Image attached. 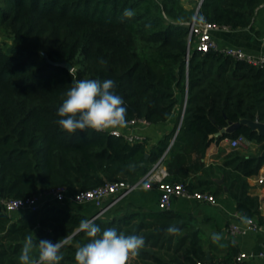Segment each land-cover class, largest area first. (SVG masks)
Listing matches in <instances>:
<instances>
[{
  "label": "trees",
  "instance_id": "obj_1",
  "mask_svg": "<svg viewBox=\"0 0 264 264\" xmlns=\"http://www.w3.org/2000/svg\"><path fill=\"white\" fill-rule=\"evenodd\" d=\"M199 1L188 0V6L186 0L0 2V35L12 42L0 46V201L46 196L58 188L75 195L106 183L135 185L160 161L167 164L182 146L204 152L215 141L244 137L261 145V154L233 153L229 167L234 173L225 182L239 215L262 223L260 201L251 195L247 180L264 167V136L245 124L234 134L215 135L232 124L264 125V68L192 50L189 25ZM262 6L264 0H204L196 18L221 29L245 30ZM126 10L132 15L125 16ZM61 62L70 64L72 71L52 65ZM82 79L115 81L113 92L128 109L127 124L167 123L187 99L172 148L180 122L151 151L147 142L132 145L105 131L62 130L58 108ZM56 205L12 221L0 204V264H19L28 237L34 243L60 240V264H76L75 251L89 238L81 231L73 235L88 219L69 204ZM183 218L169 211H131L112 221L94 222L102 231L115 227L125 235L142 236L145 246L139 253L150 264H235V244L221 237L209 242ZM170 226L179 231L169 234ZM166 247L174 252L170 262L158 253ZM214 251L224 256L219 259Z\"/></svg>",
  "mask_w": 264,
  "mask_h": 264
},
{
  "label": "crops",
  "instance_id": "obj_2",
  "mask_svg": "<svg viewBox=\"0 0 264 264\" xmlns=\"http://www.w3.org/2000/svg\"><path fill=\"white\" fill-rule=\"evenodd\" d=\"M186 1L188 6V0ZM212 35L222 48H237L244 50L248 55L264 56V6L256 11L250 28L237 31L218 29ZM192 50H195L194 46ZM181 110V107H178L172 119L161 125H142L138 123L130 126L126 124L125 127L117 130L126 136H136L144 139L147 142V150L151 151L165 137L176 130L178 123L182 119ZM233 153H238L243 157H256L261 154V145L249 142L245 147L234 150L230 146V139H225L222 142L215 141L204 152L192 151L186 146L179 148L171 156L168 163L163 164L169 171L168 179L172 182H180L192 186L195 192L211 194L217 199L218 204L212 206L195 200L176 198L173 199L169 212L176 216L184 217L183 220L190 223L195 230L204 234L209 242L214 238L221 237L224 241L235 244L239 249V254L250 253L258 250L264 244V185H259V180H264V167L257 176L247 180L251 188V195L257 197L260 201V212L263 221L260 223L256 220L263 228V233L250 234L248 236H229L226 230L239 215L237 204L231 198L229 188L225 182L226 176L230 172L231 174L234 173L229 167V163L233 162L231 157ZM159 199L160 192L157 189L148 190L143 185H140L136 190L117 197L112 202H108L97 219L112 221L131 211L158 213L160 212L158 210ZM68 204L72 210L88 220L93 219L100 212L92 203L82 205ZM59 207L64 208L60 205ZM208 248L209 246H207L209 260L212 253ZM213 254L219 259L224 256L222 252L218 251H214ZM235 264L238 263L235 262ZM242 264H264V261L253 260Z\"/></svg>",
  "mask_w": 264,
  "mask_h": 264
},
{
  "label": "clouds",
  "instance_id": "obj_3",
  "mask_svg": "<svg viewBox=\"0 0 264 264\" xmlns=\"http://www.w3.org/2000/svg\"><path fill=\"white\" fill-rule=\"evenodd\" d=\"M124 15L131 16L132 12L126 10ZM193 19L197 20L196 17ZM197 22L202 23L203 17H199ZM115 86L112 79L77 80L58 108L57 116L60 119L57 123L60 128L75 134L78 130L104 132L125 127L128 109L123 98L113 92ZM79 230L89 239L76 249V264H128L130 258L136 257L145 246L142 236L125 235L115 227L102 231L92 220H82ZM178 231L174 226L167 229L169 234ZM62 246L60 240L54 243L40 239L34 243L28 237L21 249L19 264H60L64 258L61 254Z\"/></svg>",
  "mask_w": 264,
  "mask_h": 264
},
{
  "label": "built area",
  "instance_id": "obj_4",
  "mask_svg": "<svg viewBox=\"0 0 264 264\" xmlns=\"http://www.w3.org/2000/svg\"><path fill=\"white\" fill-rule=\"evenodd\" d=\"M204 0L199 1L198 9L199 11ZM221 29L215 24L203 21L202 23L194 20L192 24L189 25V35L190 39H194V47L197 51L202 53L217 52L226 57H230L236 61L245 62L250 66L255 68H264V56H252L248 55L244 50L226 47L222 48L218 45L213 37V32ZM187 108V99L185 100L182 115L184 116ZM148 125L145 121L137 120L128 123L130 126L136 124ZM182 126V125H181ZM181 129V128H180ZM112 136L121 138L123 137L130 144L144 143L145 140L136 136H126L123 133L115 130L105 131ZM170 144L169 150L172 148L174 141ZM249 142L244 137H239L234 140H230V146L234 150H239L243 145H247ZM244 146V147H245ZM169 178V173L163 165V160L155 165L148 173L145 175L143 180L135 185H129L124 182H113L106 183L105 185L98 187L89 191H79L75 195H70L66 188H58L52 193L46 196H38L35 198H30L27 200H7L0 201L1 206L4 208L5 213L11 218L12 221H16L17 218L23 215H29L37 213L47 204H94L100 212L104 210L105 205L108 202L114 201L117 197H121L130 191L136 190L140 185H143L146 189H157L160 192V199L158 203V210L160 212H168L171 210L173 199L180 198L186 200H195L204 204H209L216 206L218 204L217 199L210 194L192 192L189 186L183 183L171 184L167 180ZM259 185H264V180H259ZM96 221L97 218L91 219ZM229 236H248L250 234L263 233V228L259 225L256 219L245 218L241 215L236 217V220L229 225L226 230ZM262 260L264 261V244L256 251L250 253H241L236 258L238 264L244 262ZM197 264H207L204 262H197Z\"/></svg>",
  "mask_w": 264,
  "mask_h": 264
},
{
  "label": "water",
  "instance_id": "obj_5",
  "mask_svg": "<svg viewBox=\"0 0 264 264\" xmlns=\"http://www.w3.org/2000/svg\"><path fill=\"white\" fill-rule=\"evenodd\" d=\"M198 15V11H197V14H196V17ZM52 65L56 66V67H62V68H65L69 71H72V66L70 64H68L67 62H61V63H52ZM184 118V116H183ZM183 118L181 119V122H180V125L178 127V130L176 132V136L178 135L179 131H180V128H181V125H182V122H183ZM242 124H245V125H248L250 128H252L254 131H257L259 132L260 135L264 136V125L263 124H260L258 122H255V123H252V122H244V123H238V124H232L230 125V127H228L227 129H224L222 130L220 133L216 134L215 135V138H221L225 135H231V134H234L241 126ZM264 156V154H263ZM103 212V211H102ZM101 215V212H99L97 215H95L94 218H98L99 216ZM80 232L77 231L74 235L76 236L78 233ZM72 238V237H71ZM70 238V239H71ZM69 239V240H70ZM68 240V241H69Z\"/></svg>",
  "mask_w": 264,
  "mask_h": 264
},
{
  "label": "rangeland",
  "instance_id": "obj_6",
  "mask_svg": "<svg viewBox=\"0 0 264 264\" xmlns=\"http://www.w3.org/2000/svg\"><path fill=\"white\" fill-rule=\"evenodd\" d=\"M2 0H0V2H1ZM189 4V3H188ZM11 41L10 40H5V39H3L2 38V36L0 35V46H2V47H4V46H6V45H10L11 46ZM181 118H183V115H182V117ZM181 122V121H180ZM179 125H180V123H179ZM178 130V129H177ZM245 145H243L241 148H243ZM54 204V203H53ZM56 206H58L59 207V205H56ZM60 206H62V207H67L66 205H60ZM20 217H21V215H20ZM161 256H163V257H165V259L167 260V261H171V257H173V255H174V252L172 251V250H170V251H168L167 250V247L164 249V250H162V251H160V252H158ZM128 264H150V262L148 261V260H146V258H145V256H142V254H138L136 257H134V258H130V260L128 261Z\"/></svg>",
  "mask_w": 264,
  "mask_h": 264
}]
</instances>
